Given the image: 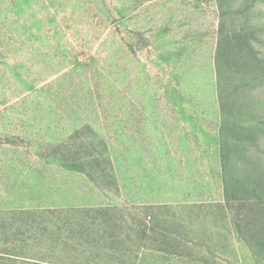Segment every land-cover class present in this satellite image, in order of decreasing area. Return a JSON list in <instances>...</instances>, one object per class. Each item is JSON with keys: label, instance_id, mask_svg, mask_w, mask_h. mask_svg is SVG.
Wrapping results in <instances>:
<instances>
[{"label": "rangeland", "instance_id": "374dc122", "mask_svg": "<svg viewBox=\"0 0 264 264\" xmlns=\"http://www.w3.org/2000/svg\"><path fill=\"white\" fill-rule=\"evenodd\" d=\"M228 11L264 54V0ZM220 19L217 0H0V264H264L214 207L217 138L172 128L220 118Z\"/></svg>", "mask_w": 264, "mask_h": 264}, {"label": "trees", "instance_id": "16d2710c", "mask_svg": "<svg viewBox=\"0 0 264 264\" xmlns=\"http://www.w3.org/2000/svg\"><path fill=\"white\" fill-rule=\"evenodd\" d=\"M217 1L221 19L215 69L224 203L214 207L226 214L231 209L240 237L253 249H264V54L252 41L259 40L262 24L237 34L226 22L231 0Z\"/></svg>", "mask_w": 264, "mask_h": 264}, {"label": "crops", "instance_id": "0c3cea01", "mask_svg": "<svg viewBox=\"0 0 264 264\" xmlns=\"http://www.w3.org/2000/svg\"><path fill=\"white\" fill-rule=\"evenodd\" d=\"M216 90H217V85H216ZM217 99H218V94H217ZM219 104V101H218ZM219 114H220V109H219ZM175 123L176 125L173 126L172 128L174 129L175 132H177L178 134H185L186 132H192L194 134V136L198 135V134H203L204 137L206 136L207 131H212V135L215 136L217 138V146H218V155H219V174H220V178L222 181V186H223V176H222V166H221V155H220V127H221V117L218 118L217 122L215 123L214 127L211 128H206L205 124H206V120L205 118H176L175 119ZM194 124V125H193ZM197 142H199L197 140ZM184 159V158H183ZM193 161L195 164V172H196V176L195 177V181L199 180V176H200V171L202 172V174L205 175L207 168V157H200V156H193ZM185 163H182V166H184ZM182 185L184 183H181ZM222 192H223V199H224V186L222 188ZM183 200V199H182ZM222 201L219 199H214L213 197L210 198H198L196 200H191V201H185V202H191V203H210L213 201ZM168 203V202H167Z\"/></svg>", "mask_w": 264, "mask_h": 264}]
</instances>
